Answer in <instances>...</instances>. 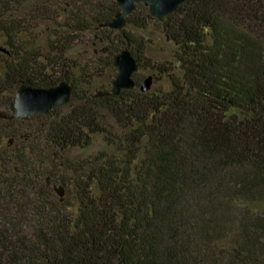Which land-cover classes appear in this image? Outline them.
<instances>
[{"label": "trees", "instance_id": "obj_1", "mask_svg": "<svg viewBox=\"0 0 264 264\" xmlns=\"http://www.w3.org/2000/svg\"><path fill=\"white\" fill-rule=\"evenodd\" d=\"M118 11L0 0V109L22 85L72 88L0 119V264H264V0H184L160 21L138 4L103 27ZM150 33L168 56L147 57ZM124 49L134 88L94 97Z\"/></svg>", "mask_w": 264, "mask_h": 264}, {"label": "water", "instance_id": "obj_2", "mask_svg": "<svg viewBox=\"0 0 264 264\" xmlns=\"http://www.w3.org/2000/svg\"><path fill=\"white\" fill-rule=\"evenodd\" d=\"M118 5L119 11L114 18L102 25L112 30L121 31L125 28V18L135 9V6L142 4L148 8L149 15L160 21L164 17L174 12L184 0H114ZM112 66L116 71L111 88L108 91H96L94 97L117 96L122 90L134 88L133 76L138 72L137 61L132 57L127 49L115 54L112 58ZM153 77H145L139 89L146 93L151 89ZM72 88L62 81L51 88H34L27 85L20 86L8 106L7 111H0V119L3 120H27L28 118L40 114L47 115L52 109L64 106L71 99ZM59 198L63 196L62 188H55Z\"/></svg>", "mask_w": 264, "mask_h": 264}, {"label": "rangeland", "instance_id": "obj_3", "mask_svg": "<svg viewBox=\"0 0 264 264\" xmlns=\"http://www.w3.org/2000/svg\"><path fill=\"white\" fill-rule=\"evenodd\" d=\"M148 35L149 36L146 35V37H147V40L150 41L149 45H150L151 49H150V53H148L147 57L150 58L151 60H161L163 57L168 56V54L170 53L169 52L170 49L168 48L169 46L163 45L161 40L157 39L155 33H150ZM76 49H74V50H76ZM78 53H80V51ZM83 57H84V55L82 56V58ZM145 64L147 65L148 63L145 62ZM146 65H145L144 69L141 70V72H140L141 76H140L139 83H141L142 80L145 77H147L148 75L153 74V71L149 70ZM100 68H101V71H103L102 72L103 74H102V79L99 80V82H101L103 85H105L106 90H109L111 88V83L115 78L116 71L114 74H112L113 72L110 70V68H108L106 66H100ZM159 85H160L159 83L154 84L155 87H159ZM0 111H6V109L1 108ZM98 146L99 145H97L95 148H98ZM88 153H92V150ZM79 154H80L79 151H74L71 153V155H69L68 158H72V156H77ZM63 195H64V193H63Z\"/></svg>", "mask_w": 264, "mask_h": 264}]
</instances>
